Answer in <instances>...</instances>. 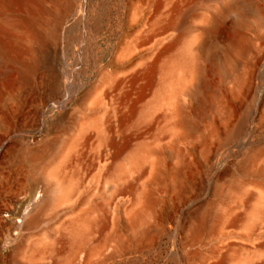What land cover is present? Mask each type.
<instances>
[{"label":"bare ground","instance_id":"6f19581e","mask_svg":"<svg viewBox=\"0 0 264 264\" xmlns=\"http://www.w3.org/2000/svg\"><path fill=\"white\" fill-rule=\"evenodd\" d=\"M86 2L0 0V170L49 123L14 141L0 264H147L164 238L169 264H264V143L233 150L264 132V0H124L108 55Z\"/></svg>","mask_w":264,"mask_h":264},{"label":"rangeland","instance_id":"374dc122","mask_svg":"<svg viewBox=\"0 0 264 264\" xmlns=\"http://www.w3.org/2000/svg\"><path fill=\"white\" fill-rule=\"evenodd\" d=\"M81 1V0H80ZM87 7V21L89 28L92 29L93 34L90 42L87 44V46L84 48V51H106L107 55L109 54V51L114 50V43L116 44V31L119 29L123 17V11H124V0H87L86 2ZM76 16V12H72L69 15V18L67 21L72 20L71 18H74ZM64 24V29L67 28L69 25L68 23ZM63 43L62 51H77L78 42L74 40H70L69 46L66 47V40L63 37ZM64 47V48H63ZM67 48V49H66ZM94 62L91 59H88L86 62V68L88 69V74H86L84 71H82L80 75V84L85 83L89 84L94 80L95 69H94ZM84 80V81H83ZM11 88L8 86L7 91ZM74 101V98H70L68 101H60L59 103H56V107H58L60 110H66L68 109L72 102ZM31 122V119L29 120ZM35 125V131L29 132V131H21L19 133H16L12 140H8V142L11 141L13 143V147L11 148L10 152L7 153L6 161L7 164L4 162L3 167L0 170V191L3 194H8V196L12 195L11 191L13 189L11 184V171L8 166V162L11 165V162L13 158L18 153V144H16L14 141H17V137H27V138H33L35 142L40 141L44 137L45 131L48 129L49 123L47 119V111H41L36 117H34L33 121L31 122ZM248 139H253L254 146L260 147L264 143V132L258 133L253 131L252 129H247L241 139L235 144L233 150L238 151V157L237 160L241 161L243 158V153L246 152V149L242 147V144L246 142ZM11 158V159H10ZM2 172V173H1ZM215 179H211L206 183V191L204 195L202 196L203 199L206 197V194L208 193V189L212 185V182ZM6 191V192H5ZM44 196V193L41 192L34 203H36L39 198H42ZM206 239V242H209L211 240L210 235H206L204 237ZM171 249V246L169 245V241L167 238H164L162 240V243L160 247L158 248L156 256L152 257L151 262L147 264H169V254L168 251ZM209 250V247L207 248ZM182 253V252H181ZM124 264V263H123ZM128 264V263H126ZM129 264H140V263H129ZM143 264V263H141Z\"/></svg>","mask_w":264,"mask_h":264}]
</instances>
